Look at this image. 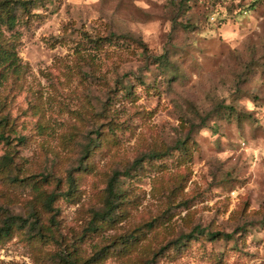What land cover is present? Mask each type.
Wrapping results in <instances>:
<instances>
[{"label": "rangeland", "instance_id": "obj_1", "mask_svg": "<svg viewBox=\"0 0 264 264\" xmlns=\"http://www.w3.org/2000/svg\"><path fill=\"white\" fill-rule=\"evenodd\" d=\"M36 2L18 48L28 71L0 86L12 137H25L12 142V173L0 166V207L37 209L50 236L14 231L0 241V264H146L152 250L198 230L154 264H264V0L242 13L226 10L227 0ZM110 35L121 37L89 41ZM166 148L169 156L143 160L140 175H122ZM5 151L1 142L0 162ZM17 166L34 175L30 187L63 193L52 211L10 182ZM115 171L131 199L112 227L91 231ZM170 205L164 224L142 226ZM130 231L138 240L124 253L86 262ZM69 250L77 262L60 261Z\"/></svg>", "mask_w": 264, "mask_h": 264}, {"label": "trees", "instance_id": "obj_2", "mask_svg": "<svg viewBox=\"0 0 264 264\" xmlns=\"http://www.w3.org/2000/svg\"><path fill=\"white\" fill-rule=\"evenodd\" d=\"M38 0H0V86H2L8 77H12L13 81L19 80V75L25 74L28 71V63L21 60L18 55V48L21 45L20 37H21V28L26 26V24L31 20L34 16L33 10L36 7L42 6V3L36 2ZM219 1V0H218ZM226 1V0H225ZM227 8L232 12H247L251 8H254L258 0H227ZM112 36V37H111ZM120 38V35H110L105 37H98L95 40L89 39V41L93 42V45H102L106 41H110V39ZM158 61L160 64L166 65L168 60L166 59L165 54H161L158 56ZM172 78L176 77L175 75L171 76ZM143 78H139L137 84H143ZM131 85V84H130ZM130 85L126 88L127 92L130 90ZM1 111V109H0ZM11 119L7 114H2L0 112V143L5 146L6 151L2 155V160L0 162V166L2 169H9V172L12 173V142L16 140V143H22L25 140L24 136L15 134L17 136L12 137V124ZM185 141H180L176 144L175 148H184ZM170 150L167 149H150L148 152L143 155L137 157L133 160L129 169L124 170L122 175H126L129 178L140 175L139 168L142 169V162L144 159H157L162 156H169ZM83 169V168H82ZM87 169V168H85ZM84 170V169H83ZM117 171H115L108 179L106 186V195L103 199L104 207L94 212L93 217L91 218V231L99 232L103 231L104 227H112L113 224L119 221L120 210L127 206L131 198H128L125 190L121 189L119 185V176ZM21 169L17 166L15 168V174L9 176L10 182H14L16 187L21 190H29L34 191L35 199L41 200V207L45 211H52V204L54 200L57 199L58 195H62L63 193L58 192V190H41L38 189L36 185V181L33 182L31 187L29 186V180L33 178L34 175L30 176H20ZM48 180V175L41 176L40 181L42 183H46ZM66 181L68 183L67 189L64 191V194L69 196L73 195L75 191V181L72 173L69 172ZM59 184V180L56 188ZM170 199V197H167ZM170 201V200H169ZM179 202L176 205H173V208L177 205H180ZM123 205V206H122ZM170 208L171 205L168 206L163 212L153 217L149 221H146L142 224V226H146L148 229H153L158 225L164 224V222L170 216ZM0 241L3 238L10 237L14 231L22 228H27L29 230V235L32 237H37L39 239H47L50 234L48 233V228L44 226L43 223L40 222V214L37 209L32 208L29 210L26 216L20 214H12L9 211L4 210V208L0 207ZM169 215V216H168ZM167 218V219H166ZM166 219V220H165ZM197 229V228H196ZM195 231V230H194ZM241 231V236H243V229H239L238 232ZM203 230H198L194 234L193 231L186 234L184 239L178 238L172 241H168L165 245H160V247L156 250L151 251V258L147 261L146 264H154L155 257L160 253L164 254L165 250L169 248V245L172 244L175 247V251H180L186 245H188V241L191 239H195L198 235H202ZM220 232H211L208 233V236L212 239L221 238ZM225 238H231L232 234H222ZM134 231L126 232L124 234H120L115 236L112 240L105 243L103 246L98 247L94 253L87 258V263H95L101 260L106 259L111 254H119L124 253L131 245L137 242L138 237ZM171 242V243H169ZM1 245V244H0ZM169 254V253H167ZM60 261L64 263L77 262L76 258L73 256L71 250L66 252L60 257Z\"/></svg>", "mask_w": 264, "mask_h": 264}, {"label": "built area", "instance_id": "obj_3", "mask_svg": "<svg viewBox=\"0 0 264 264\" xmlns=\"http://www.w3.org/2000/svg\"><path fill=\"white\" fill-rule=\"evenodd\" d=\"M242 1H248V0H242Z\"/></svg>", "mask_w": 264, "mask_h": 264}]
</instances>
